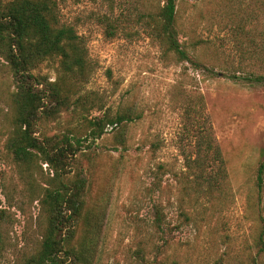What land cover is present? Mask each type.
<instances>
[{"label":"rangeland","instance_id":"obj_1","mask_svg":"<svg viewBox=\"0 0 264 264\" xmlns=\"http://www.w3.org/2000/svg\"><path fill=\"white\" fill-rule=\"evenodd\" d=\"M58 1L61 21L76 28L87 54L84 74L66 77L77 83L68 108L43 118L37 134L85 138L62 174L85 186L72 242L79 258L69 264H264V191L257 185L264 83L243 76L261 72L247 55L245 33H264V0H177L182 40L206 41L187 45L185 61L151 36L144 0ZM32 73L60 81L61 57L40 61ZM15 91L0 52V264H24L40 249L45 191L55 176L39 157L19 162L8 148ZM198 93L228 173L227 186L212 193L185 188V154H194L197 138L184 111ZM125 112L135 120L89 136L91 119Z\"/></svg>","mask_w":264,"mask_h":264},{"label":"trees","instance_id":"obj_2","mask_svg":"<svg viewBox=\"0 0 264 264\" xmlns=\"http://www.w3.org/2000/svg\"><path fill=\"white\" fill-rule=\"evenodd\" d=\"M149 2L144 0L142 20L150 28L151 36L177 60H190L187 45L197 49L206 41L197 39L188 43L182 40L177 0H161L156 6ZM237 26L239 32L243 30L242 25ZM245 34L252 48L247 55L261 72L243 75L244 79L250 83H264V33ZM0 52L8 62L16 84L13 94L15 115L8 148L16 161L32 163L39 157L55 172L45 191L44 203L49 214L40 249L24 264H69L71 256L79 258L72 242L75 222L84 209L85 186L80 179L65 181L62 174L70 165V156H75L76 148L85 138L75 135L40 137L37 134L43 118L68 108L77 83L67 82L66 77L76 72L84 74L87 66L84 40L73 25L61 21L58 0H0ZM54 56L61 57L64 77H60V81H49L32 73L40 61ZM233 77L239 79L241 75L236 72ZM195 95L188 98L184 111L185 124L194 130L197 138L194 154H185L188 169L185 177L190 182L185 188L189 190L193 185L195 190L212 193L227 186L228 173L212 122L205 113L204 96ZM53 103H56L54 107ZM134 120L128 112L107 119H91L89 136L100 137L108 125H122ZM190 175L192 179H189ZM257 185L264 191V162L257 171Z\"/></svg>","mask_w":264,"mask_h":264}]
</instances>
